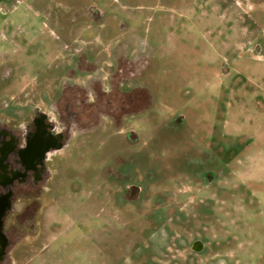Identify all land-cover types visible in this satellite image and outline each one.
Listing matches in <instances>:
<instances>
[{
	"label": "rangeland",
	"instance_id": "374dc122",
	"mask_svg": "<svg viewBox=\"0 0 264 264\" xmlns=\"http://www.w3.org/2000/svg\"><path fill=\"white\" fill-rule=\"evenodd\" d=\"M86 1L103 10L100 24L77 18ZM251 1L0 0V95L13 96L0 111L8 123L27 117L20 113L27 97L43 105V91L59 94L70 80L64 35L98 56L120 34L128 42L121 52L150 61L121 85V111L110 106V116L99 117L98 108L77 104L93 110L79 124L89 131L74 129L52 161L51 194L29 214L28 237L7 264H264V0ZM248 13L254 25L243 22ZM102 60L94 76L107 89L112 61ZM71 70L82 87L67 93L98 85L89 86L91 72ZM91 118L99 121L93 130ZM131 183L140 188L134 198Z\"/></svg>",
	"mask_w": 264,
	"mask_h": 264
},
{
	"label": "flooded vegetation",
	"instance_id": "af4514ba",
	"mask_svg": "<svg viewBox=\"0 0 264 264\" xmlns=\"http://www.w3.org/2000/svg\"><path fill=\"white\" fill-rule=\"evenodd\" d=\"M204 1H214L219 5H222L223 2H227V0ZM242 1L249 4L252 3L251 0ZM75 4L78 5L76 2ZM81 5L85 6L84 15H77V18H90V23L92 25H95V21H98L99 24L102 22L104 12L102 14L103 10L101 11L99 8H95V3L86 1L85 3H81ZM89 9L91 13L87 14ZM71 12L76 14L78 11L71 9ZM72 17H74L73 20L76 19L75 16ZM253 17H255V15L248 13L246 16H243V22L254 25L257 19L254 20ZM123 21L124 20L116 22L121 32L127 30L125 29L127 22L124 21V23ZM226 22L229 23V32L233 34V31L237 29L238 26L237 16L232 14ZM90 25H86V31L92 27V25ZM157 33L159 32H154V34ZM81 35H83V33ZM97 35L96 38L99 40L105 38L103 34ZM64 36L60 37V47L64 49L72 48L68 50V55L71 56L73 60H71L67 68L70 70H68V76L66 78L70 80L68 82H63L64 85L60 88L59 94L55 93L51 96L43 91V93L39 95V100L43 105H30L29 101L33 100H29V97H27L26 103L22 105L20 112L21 115L25 113L27 117L20 123H8L2 120V115H7V112L0 111V264H7L12 261V251L14 247L18 245V240H23L24 237L27 239L28 237V235H25L24 231H29L31 228V224L28 222L29 214H35L42 210V206L45 205L44 200L49 198L51 192L48 191V184H51L55 177L52 161H54L57 155L64 151L69 145L73 139L72 135L74 129H80L84 132L89 131V125L84 129L83 127L81 128L79 124L81 122L83 123V119L85 120L87 118V114L91 113L93 117V110L90 107V111L87 112L84 109L76 107L77 104L85 103V105L89 104L96 109L98 108L96 112L99 117H101V115L110 116V112L108 111L110 106L113 108L114 113H116L115 109L121 111V85H124L126 82L134 83L133 80L139 78V74L142 73L143 69L148 66V62H150L149 59H140L142 54L137 57H131L123 51L121 52L123 47L126 48L128 46V42L126 43L125 40L121 42V39H117L121 36L120 34L115 37L112 36L110 39L106 38L108 39L107 41H109L108 45H111L110 49H108L109 52L108 50L107 52L106 50H104V52L101 50L98 56L88 53L87 46L83 47L77 45V42L79 43L82 40L81 38H79V40L72 35L68 37L66 35ZM116 39L118 48L115 49L114 41ZM84 43L88 45V42L86 43L84 41ZM103 44L104 43H102V45ZM102 55L108 56L112 61H106L112 71L108 76V78L110 77V87L107 89L103 86L104 80L101 76H99V80L94 76L102 69L101 60L102 58H106ZM158 58L161 57H158L156 52L151 57V63L153 62L152 66H155V69H157L156 65L159 63ZM75 67H79L86 72H91L89 86L97 82L98 85H94V87L97 88L93 87L90 92L86 90L83 96L67 93L73 87H82L80 83L74 80L75 77L70 75L71 69ZM125 69H131L132 76H130V78L121 77ZM7 83L10 82L6 81V84ZM12 97V95L8 94L0 95V102L13 101ZM101 99H105L104 106L99 107V100ZM46 102H52L50 106L48 105L49 108L51 107L50 109L45 105ZM62 102H65L64 108L59 107V103ZM113 115L114 114H112V116ZM90 122L93 123L95 121L91 118ZM93 124L90 130L95 128H93V126L97 127L99 121ZM77 126H79V128ZM128 135L132 137L133 132H130ZM122 171L123 170H121V173ZM204 176L210 182L214 180V175L209 172H206ZM134 186L135 188H133ZM128 189L129 195L132 198L136 197L140 190L138 185L132 183L128 186ZM17 201H21L24 204L20 210H17L15 207ZM10 217L12 221L9 222ZM201 246L200 240H195L191 244L194 250L200 249ZM221 261L222 259H219L218 264H225V261Z\"/></svg>",
	"mask_w": 264,
	"mask_h": 264
},
{
	"label": "water",
	"instance_id": "95a60500",
	"mask_svg": "<svg viewBox=\"0 0 264 264\" xmlns=\"http://www.w3.org/2000/svg\"><path fill=\"white\" fill-rule=\"evenodd\" d=\"M133 188H135V186H134ZM136 188H137V187H136Z\"/></svg>",
	"mask_w": 264,
	"mask_h": 264
}]
</instances>
